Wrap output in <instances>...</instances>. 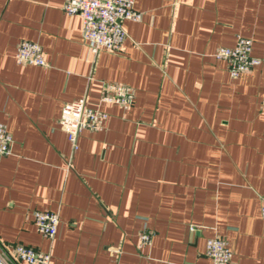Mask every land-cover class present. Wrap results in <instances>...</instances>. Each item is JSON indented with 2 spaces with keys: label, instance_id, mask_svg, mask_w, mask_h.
Listing matches in <instances>:
<instances>
[{
  "label": "crops",
  "instance_id": "crops-1",
  "mask_svg": "<svg viewBox=\"0 0 264 264\" xmlns=\"http://www.w3.org/2000/svg\"><path fill=\"white\" fill-rule=\"evenodd\" d=\"M65 2L0 0V122L14 139L0 157V242L50 264H213L206 242L221 234L233 264H264V0H135L122 48L98 54ZM240 35L262 60L234 78L214 52ZM22 39L47 65L18 62ZM103 80L135 88L134 102L103 104L104 126L74 148L63 104L95 105ZM34 210L59 214L55 237Z\"/></svg>",
  "mask_w": 264,
  "mask_h": 264
},
{
  "label": "built area",
  "instance_id": "built-area-1",
  "mask_svg": "<svg viewBox=\"0 0 264 264\" xmlns=\"http://www.w3.org/2000/svg\"><path fill=\"white\" fill-rule=\"evenodd\" d=\"M63 9L70 15L79 14L82 17L83 39L94 54L102 49L119 51L128 37L123 21L140 20L142 17V13L135 7V0H66ZM252 49V38L240 35L234 46H219L214 55L226 60L230 75L235 78L261 62V58L252 54ZM16 59L20 63L47 65L42 45L27 39L18 42ZM135 96L136 90L132 86L103 80L101 94L95 105L89 104L86 97L63 104L59 125L66 132L72 146L77 148V139L82 130H98L104 126L108 113L102 108L103 104H116L128 109ZM13 141L6 124L0 122V157L12 152ZM260 214L264 219V197L261 200ZM33 216L38 232L50 238L55 237L60 222L57 212L34 210ZM190 228L193 230L195 226L191 225ZM152 236L151 230H142L138 246L141 248L150 245ZM206 254L213 264H233L234 252L224 235L214 234L207 239ZM50 259L49 252L32 245L18 242L9 248L0 242V264H50Z\"/></svg>",
  "mask_w": 264,
  "mask_h": 264
}]
</instances>
